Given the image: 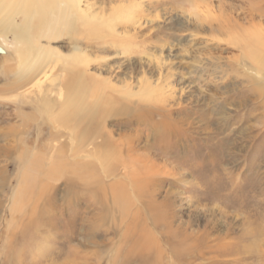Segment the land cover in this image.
<instances>
[{
	"label": "rangeland",
	"instance_id": "rangeland-1",
	"mask_svg": "<svg viewBox=\"0 0 264 264\" xmlns=\"http://www.w3.org/2000/svg\"><path fill=\"white\" fill-rule=\"evenodd\" d=\"M132 3L91 47L41 39L31 73L0 53V264H264V71L242 41L264 0Z\"/></svg>",
	"mask_w": 264,
	"mask_h": 264
},
{
	"label": "bare ground",
	"instance_id": "bare-ground-1",
	"mask_svg": "<svg viewBox=\"0 0 264 264\" xmlns=\"http://www.w3.org/2000/svg\"><path fill=\"white\" fill-rule=\"evenodd\" d=\"M81 1L82 0H0V12L2 10L4 11V8L6 10V5L10 6V9H7L8 13L2 17V23L5 24L4 28L12 32L13 38L10 44L12 50H9L4 47L5 45L7 47L9 46L7 43L3 45L5 41L2 39V34H0V45L10 52L6 53V50L0 46V53L4 55V59H6V61H13L12 63L17 64L16 70L23 76V72H33L35 67L46 56L45 47L40 45L41 39H46L48 42L54 40L60 36L56 34L58 31L69 33L73 35L75 39H78L81 44L90 46L97 43L83 41L82 39H84L85 36L116 32V26L119 23L126 24L128 27L136 23L135 18L131 16L134 10L132 0H125L127 1V5H124L125 7L123 8H111V13L108 16L98 17L93 15L90 16V18H88V16H85V18L82 17L83 15L80 10ZM120 15H123L125 19ZM16 16L20 19L18 24L15 23ZM77 22L80 26H76L75 23ZM128 33H130L129 29L125 34ZM125 34H123V37ZM242 41L246 51V57L255 63L257 68L256 71H264V33L254 32L248 37L243 38ZM72 50L74 52L69 56L80 61L81 58L79 59L78 52L76 51L81 50V48H79L77 44H73ZM262 78H264V76ZM49 79L50 77L45 76L44 79L39 81L40 83H45ZM97 94L98 87H90L89 96L92 97V95H95L97 97ZM28 186L29 183H26V180H24L18 193L21 189H26ZM19 194L15 196L16 203L18 198H20Z\"/></svg>",
	"mask_w": 264,
	"mask_h": 264
}]
</instances>
